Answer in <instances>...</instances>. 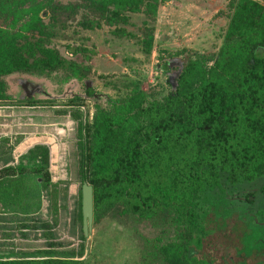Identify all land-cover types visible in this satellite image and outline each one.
<instances>
[{
  "label": "rangeland",
  "instance_id": "rangeland-1",
  "mask_svg": "<svg viewBox=\"0 0 264 264\" xmlns=\"http://www.w3.org/2000/svg\"><path fill=\"white\" fill-rule=\"evenodd\" d=\"M46 1L0 0V29L39 39L87 71L79 80L66 81L61 71L48 78L22 73L3 77L8 99L0 101V170L40 166L50 181L44 188L36 179L17 181L0 174V260L172 264L162 250L184 237L169 215L139 217L116 205L97 218L92 213L91 225L83 234L80 188L86 184L85 124L96 108L109 109L112 101L134 92H142L145 100H161L174 90L188 60L212 59L231 15L230 0H143L138 13H123L92 29L78 24L86 17L83 10L58 12L45 34L24 30L31 19L47 24ZM256 1L264 5V0ZM73 48L77 51L70 53ZM262 184L263 179L238 191L256 194L251 210L263 205L264 224V198L258 194ZM234 217L224 231L202 237L199 248L188 244L187 257L208 264H264L263 252L245 256L240 250V228L231 231L238 222ZM210 227L211 223L206 228ZM250 230L257 237L259 227ZM249 243L255 250L261 246L254 240Z\"/></svg>",
  "mask_w": 264,
  "mask_h": 264
},
{
  "label": "trees",
  "instance_id": "trees-1",
  "mask_svg": "<svg viewBox=\"0 0 264 264\" xmlns=\"http://www.w3.org/2000/svg\"><path fill=\"white\" fill-rule=\"evenodd\" d=\"M50 2H45L47 24L31 19L24 30L43 35L54 24L55 13L78 10L86 13L80 27L92 29L143 6V0ZM228 7L231 15L216 55L188 60L172 92L161 100H145L142 92H134L112 101L109 109L96 108L85 124L83 162L93 217L116 205L134 216H171L185 240L162 250L172 264H208L187 257V245L199 248L202 237L224 231L234 216L239 223L231 231L240 228V250L245 256L264 254L263 205L252 211L256 194L238 191L264 180V5L230 0ZM57 71L64 81L79 80L87 68L65 60L39 39L0 29V101L8 99L3 77L22 73L48 78ZM0 174L17 181L36 179L44 188L50 181L40 166L7 167ZM258 194L264 198V184ZM254 226L259 227L255 238ZM250 240L260 248L252 249ZM0 264L81 263L17 259Z\"/></svg>",
  "mask_w": 264,
  "mask_h": 264
},
{
  "label": "water",
  "instance_id": "water-1",
  "mask_svg": "<svg viewBox=\"0 0 264 264\" xmlns=\"http://www.w3.org/2000/svg\"><path fill=\"white\" fill-rule=\"evenodd\" d=\"M251 197H249V200ZM80 213H81V228L83 234L91 225L92 219V193L91 187L88 184H82L80 188Z\"/></svg>",
  "mask_w": 264,
  "mask_h": 264
},
{
  "label": "flooded vegetation",
  "instance_id": "flooded-vegetation-1",
  "mask_svg": "<svg viewBox=\"0 0 264 264\" xmlns=\"http://www.w3.org/2000/svg\"><path fill=\"white\" fill-rule=\"evenodd\" d=\"M261 224V223H260ZM263 224V223H262ZM264 225V224H263Z\"/></svg>",
  "mask_w": 264,
  "mask_h": 264
}]
</instances>
